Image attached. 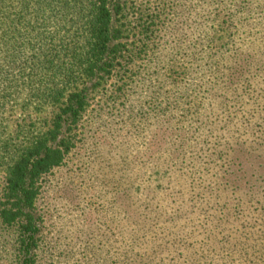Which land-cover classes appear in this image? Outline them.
Returning a JSON list of instances; mask_svg holds the SVG:
<instances>
[{"label": "rangeland", "instance_id": "1", "mask_svg": "<svg viewBox=\"0 0 264 264\" xmlns=\"http://www.w3.org/2000/svg\"><path fill=\"white\" fill-rule=\"evenodd\" d=\"M116 19L127 51L34 181V264H264V0H127ZM17 67L0 69L11 160L53 112ZM20 233L0 214V264H22Z\"/></svg>", "mask_w": 264, "mask_h": 264}, {"label": "trees", "instance_id": "2", "mask_svg": "<svg viewBox=\"0 0 264 264\" xmlns=\"http://www.w3.org/2000/svg\"><path fill=\"white\" fill-rule=\"evenodd\" d=\"M126 3L127 0H0V35L4 39L0 52L4 48L11 54L4 58L14 59L5 66L8 71L0 69L7 75L11 68H20H16L20 61L28 67L35 65L38 78L35 89L29 91L35 99V110L53 109L50 126L43 131L30 129L15 160L13 155V160L7 158L5 148L0 153V162L6 166L12 163L7 169L6 201L2 202L0 214L4 221L19 224L18 260L22 264H34V181L61 163L73 144L70 135L57 141L64 124L77 121L90 87L104 80L127 51L126 43L120 41L123 31L116 19ZM141 27L139 32H148L147 27Z\"/></svg>", "mask_w": 264, "mask_h": 264}]
</instances>
